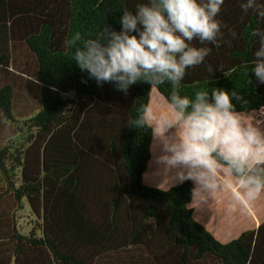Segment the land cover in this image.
<instances>
[{"label":"trees","instance_id":"obj_1","mask_svg":"<svg viewBox=\"0 0 264 264\" xmlns=\"http://www.w3.org/2000/svg\"><path fill=\"white\" fill-rule=\"evenodd\" d=\"M144 2L0 0V114L18 127L0 149V264H264V221L224 242L195 217L192 180L144 182L153 132L132 123L154 87L168 100L172 85L138 80L124 93L97 86L72 61L76 32L119 31L122 11ZM217 19L223 36L193 41L211 51L178 91L235 89L236 110L264 129V117H253L264 116V84L249 72L250 33L264 21L244 15L240 0H225ZM19 49L33 70L17 65ZM15 81L38 88L40 108L23 119Z\"/></svg>","mask_w":264,"mask_h":264},{"label":"clouds","instance_id":"obj_2","mask_svg":"<svg viewBox=\"0 0 264 264\" xmlns=\"http://www.w3.org/2000/svg\"><path fill=\"white\" fill-rule=\"evenodd\" d=\"M225 0H147L135 10H123L119 31L104 26L99 35L76 32L68 44L72 61L97 86L112 83L127 93L143 80L151 86L170 83L168 103L171 115H157L142 106L132 127H151L153 139L162 143L158 160L177 169L179 181L195 183L197 193H228L235 205H248L264 194V129L259 120H246L236 110L237 90L214 87L192 96L181 95L178 85L189 68L201 65L209 56L206 43L217 45L223 36L217 19ZM244 15L253 12L264 21V0H240ZM232 38L237 37L229 30ZM255 42L250 71L264 84V27L250 33ZM175 126V132L165 135ZM162 129V130H161ZM201 200V201H202Z\"/></svg>","mask_w":264,"mask_h":264},{"label":"rangeland","instance_id":"obj_3","mask_svg":"<svg viewBox=\"0 0 264 264\" xmlns=\"http://www.w3.org/2000/svg\"><path fill=\"white\" fill-rule=\"evenodd\" d=\"M16 60L17 65L23 70L32 69L35 66L33 57L24 49H19ZM15 83L17 89L15 115L23 119L33 115L40 108L38 88L29 81H15ZM148 107L157 115H171L168 100L155 87L152 89ZM253 117L264 116L255 114ZM17 131V125L6 122L0 114V149L13 134L16 135ZM174 132L175 126L169 128L165 135H171ZM160 155H162V143L159 140H153L152 159L145 173L144 182L163 189L181 183L177 178L178 170L166 168L158 160ZM202 199L199 193L194 197L192 202L194 215L221 241L225 242L238 237L243 230L254 228L264 220V194L258 200L244 206L233 204L229 194L224 192L216 193L215 197L207 195L205 200Z\"/></svg>","mask_w":264,"mask_h":264},{"label":"crops","instance_id":"obj_4","mask_svg":"<svg viewBox=\"0 0 264 264\" xmlns=\"http://www.w3.org/2000/svg\"><path fill=\"white\" fill-rule=\"evenodd\" d=\"M263 221H264V220H263ZM263 221L259 222V224H261ZM259 224H258V225H259ZM258 225H257V226H258ZM257 226H256V227H257ZM256 227H254V228H256ZM249 229H252V228H249ZM245 230H248V229H245ZM243 231H244V230H243ZM243 231H242V232H243ZM242 232H241V233H242ZM225 242H226V241H225Z\"/></svg>","mask_w":264,"mask_h":264}]
</instances>
